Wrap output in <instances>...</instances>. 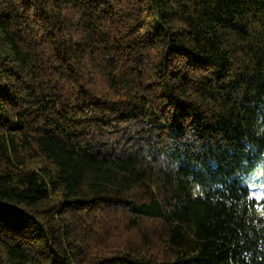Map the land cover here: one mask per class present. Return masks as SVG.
Listing matches in <instances>:
<instances>
[{
    "label": "trees",
    "instance_id": "16d2710c",
    "mask_svg": "<svg viewBox=\"0 0 264 264\" xmlns=\"http://www.w3.org/2000/svg\"><path fill=\"white\" fill-rule=\"evenodd\" d=\"M264 0H0V264H264Z\"/></svg>",
    "mask_w": 264,
    "mask_h": 264
},
{
    "label": "rangeland",
    "instance_id": "374dc122",
    "mask_svg": "<svg viewBox=\"0 0 264 264\" xmlns=\"http://www.w3.org/2000/svg\"><path fill=\"white\" fill-rule=\"evenodd\" d=\"M242 183L246 185L251 196L260 202L264 198V159L260 161L250 172L241 176ZM260 213L264 215L262 206Z\"/></svg>",
    "mask_w": 264,
    "mask_h": 264
}]
</instances>
